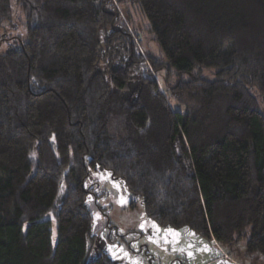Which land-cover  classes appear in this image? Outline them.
<instances>
[{
    "label": "trees",
    "instance_id": "obj_1",
    "mask_svg": "<svg viewBox=\"0 0 264 264\" xmlns=\"http://www.w3.org/2000/svg\"><path fill=\"white\" fill-rule=\"evenodd\" d=\"M14 1L27 40L0 54V264H116L86 260L98 169L157 225L264 264V0Z\"/></svg>",
    "mask_w": 264,
    "mask_h": 264
},
{
    "label": "rangeland",
    "instance_id": "obj_2",
    "mask_svg": "<svg viewBox=\"0 0 264 264\" xmlns=\"http://www.w3.org/2000/svg\"><path fill=\"white\" fill-rule=\"evenodd\" d=\"M10 20L0 21V54L27 40L23 15L14 0ZM134 42L141 52L160 57L149 34L148 25L132 11V25L118 9ZM139 36H137V33ZM202 76L213 78V71L203 70ZM260 110L264 111V105ZM91 189L86 204L93 215L95 246L88 253V261L106 254L116 264H262L256 254L246 257L240 245H220L196 234L187 227H161L149 219L142 199L132 196L124 181L109 171H91L84 182ZM171 230V232H169Z\"/></svg>",
    "mask_w": 264,
    "mask_h": 264
},
{
    "label": "snow or ice",
    "instance_id": "obj_3",
    "mask_svg": "<svg viewBox=\"0 0 264 264\" xmlns=\"http://www.w3.org/2000/svg\"><path fill=\"white\" fill-rule=\"evenodd\" d=\"M169 232H171V230H169Z\"/></svg>",
    "mask_w": 264,
    "mask_h": 264
}]
</instances>
